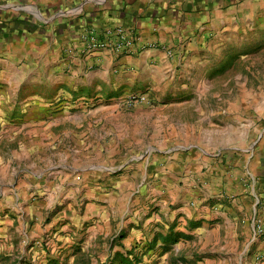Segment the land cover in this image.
<instances>
[{
    "label": "crops",
    "instance_id": "crops-1",
    "mask_svg": "<svg viewBox=\"0 0 264 264\" xmlns=\"http://www.w3.org/2000/svg\"><path fill=\"white\" fill-rule=\"evenodd\" d=\"M7 1L10 4L1 5ZM52 1L44 0L41 6L48 11ZM88 1V5L83 3L74 9L79 12L85 7L87 12L71 22L67 16L41 19L31 5L37 0H0V127L5 119L4 105H22L26 100L29 111L35 114L30 119L36 122L32 124L36 133L28 150L9 158L0 156V207L16 206L22 197L36 192L38 174L28 171L30 176L22 185L14 179V171L11 176V169L14 163L18 168L19 163L40 159L37 153L51 151L53 142L45 143L40 135H52V129L61 124L77 129L73 144L67 142L59 164L64 171L61 182L65 192L90 195L98 216L104 217V202L114 201L139 176L140 180L146 179L154 169L157 188L152 193L163 202L161 213L166 217L183 224L200 223L199 232L217 220L210 232L218 233L220 222L226 237L234 235L237 241L253 232L252 221L264 227V135L260 133L246 147L244 136H237L242 123L219 126L216 118L220 113L199 117L202 111L193 108L199 116L183 119L188 101L174 97L177 86H186L178 84L176 64L170 58L178 49L179 57L184 59L190 56L196 61V57L206 55L211 38L226 34L231 24L242 25L238 15L245 8L251 10L255 3L261 9L264 0ZM88 26L98 32L122 26L133 30L138 40L128 52L100 50L85 55L80 52L79 35ZM69 42H74L78 50L72 56L61 52L55 63L54 56L57 60V52L70 48ZM72 63L78 64L71 72L76 77L74 82L54 77L56 71L68 72ZM78 82L88 92L105 97L83 115L71 113L72 106L62 94L64 85L73 90ZM23 85L36 93L22 101L17 94ZM53 88L57 91L55 97L50 91ZM141 93L147 96V103L124 106L126 97ZM54 104L60 118L52 122L45 113L54 111ZM86 117L93 120L83 125ZM8 172L12 180L5 182ZM167 204H174V209L170 211ZM3 218L0 264L6 263L5 257L18 253L21 245L11 243L14 232L10 230L16 228L8 215ZM252 242L264 254V237L252 238ZM31 249L28 255L32 252L35 261L36 248Z\"/></svg>",
    "mask_w": 264,
    "mask_h": 264
},
{
    "label": "rangeland",
    "instance_id": "rangeland-1",
    "mask_svg": "<svg viewBox=\"0 0 264 264\" xmlns=\"http://www.w3.org/2000/svg\"><path fill=\"white\" fill-rule=\"evenodd\" d=\"M43 1L37 0L35 4L31 2L38 17L48 20L51 17L60 19L67 16L71 22L80 20L87 12L85 7H80L79 12L75 11L79 5L89 4L88 0H75L71 3L66 0H53L52 8L46 11L41 6ZM3 3L1 5L10 4L8 1ZM68 11H72V14H64ZM238 19L242 25L237 27L231 24L226 34L211 38L207 42V54L196 57V61L190 56L187 59L179 57L180 49L178 53H171L170 58L176 64L178 84L186 86H177L174 97L180 101H188L186 111H183L181 117L190 119V116H199L192 112L193 108L202 111L203 115L199 117L207 116L210 112L220 113L216 118L219 126L231 127L242 123L238 127L237 136L243 135L244 145L249 147L257 135H264V6L258 9L255 3L251 10L245 8L238 15ZM70 45V48L57 52V60L54 56L55 63L59 61L61 52L64 56L75 54L78 48L74 46V42ZM70 66L68 72L59 74L56 71L54 77H58V80L61 77L68 78V81L74 82L76 77H72L71 72L78 64L72 63ZM64 86L66 93L62 94L65 96L64 101L72 106L71 113L86 114L100 105L98 100L105 98L83 89L80 82L77 83V89L74 88L76 90H70L68 84ZM39 91L44 93L43 90ZM50 91H53L52 96L55 97L57 91L54 88ZM31 93L36 91L32 92L30 86L23 85L17 97L23 101L33 95ZM163 99L166 97H162ZM27 103L26 100L22 105H4L5 119L0 127L1 157L9 158L16 153H23L30 147L29 141L34 139L36 132H33L32 124L36 122L30 118L35 114L29 111ZM56 105L54 104V111H43L39 114H48L47 117H51L52 122L59 121L60 117L56 114L60 111ZM89 118L86 117L83 125L93 120V117ZM22 126H25L24 129L18 133ZM76 133L77 129L71 125L58 124L52 129V135H40L45 143L53 142L51 151L37 153L36 156L40 159L31 163H19L18 168L15 166L17 163H14V170L11 169L10 174L13 176L14 171L13 177L15 180L19 179L20 184L23 185L30 176L28 171L38 174L40 181L38 179L39 186L31 197H22L13 207H0V222L8 215V221L16 228L10 230L14 232L11 243H21L18 253L15 251L13 256L5 257V264L264 262V254L252 242L254 232L251 230L247 236L243 235L244 238H237V241L234 235L231 238L226 237L224 225L220 222L219 232H210L211 225L218 223L217 220L211 221L208 229L199 232L200 223L183 224L163 215V202L157 194L152 193L157 188L154 169L146 179L140 180L138 175L134 184L128 186L114 201L110 199L104 202L106 217L98 216L94 212L98 208L90 195L75 191L73 195H68L65 192L66 186L61 182L64 171L59 164L62 163V155L66 153L67 142L72 143ZM38 146L37 149L40 148ZM11 176L9 177L8 172L5 182L12 180ZM181 185L182 182L179 186ZM167 207L171 211L175 205L169 204ZM251 224L253 227V221ZM34 247L36 249L33 252L38 259L32 261L33 254L30 252L31 255H28V248Z\"/></svg>",
    "mask_w": 264,
    "mask_h": 264
},
{
    "label": "built area",
    "instance_id": "built-area-1",
    "mask_svg": "<svg viewBox=\"0 0 264 264\" xmlns=\"http://www.w3.org/2000/svg\"><path fill=\"white\" fill-rule=\"evenodd\" d=\"M138 36L131 29L122 26L106 27L99 32L94 27H85L79 35L81 53L89 55L93 52L106 50L114 54L128 52L137 43ZM148 102L145 95H130L125 98L124 106L133 108ZM254 239L264 237V227L259 223L253 226Z\"/></svg>",
    "mask_w": 264,
    "mask_h": 264
}]
</instances>
